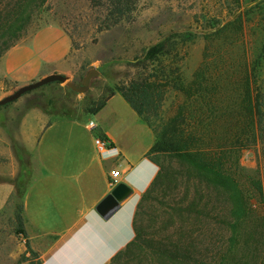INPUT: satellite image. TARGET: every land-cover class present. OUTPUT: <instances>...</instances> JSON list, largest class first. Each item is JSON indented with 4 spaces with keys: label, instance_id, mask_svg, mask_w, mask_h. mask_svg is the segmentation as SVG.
<instances>
[{
    "label": "rangeland",
    "instance_id": "obj_1",
    "mask_svg": "<svg viewBox=\"0 0 264 264\" xmlns=\"http://www.w3.org/2000/svg\"><path fill=\"white\" fill-rule=\"evenodd\" d=\"M16 1L0 0V34L14 19L9 10ZM28 9L16 43L43 24L61 26L71 39L70 72L62 74L67 77L63 82L51 81L0 105V163L8 171L10 160L5 149L7 153L11 149L20 168L16 190L0 218V264H14L26 252L19 237L21 198L34 161L24 150L18 129L30 108L43 110L50 120L89 116L99 100L134 76L163 75L167 85L154 91V102L145 110L149 124L157 131L185 101L173 82H190L208 45L209 71L216 87L207 89L210 102L191 107L189 102V109L198 108L196 114L204 120L189 119L188 126L204 129L206 141L211 135L221 136L224 129L218 116L226 113L221 103L234 114L241 112V82L248 71L252 86L254 79L259 85L264 113V0H42ZM235 21L241 23L238 31ZM160 40L165 41L163 53L138 67L132 64ZM92 68L96 73L85 90L70 86L81 87ZM159 161L166 181L155 186L136 215L143 249L120 264H207L222 257L228 260L222 264H264V195L260 197L246 181V175L256 174L264 184V116L256 142L240 154L241 182L255 216L239 226L235 242L225 222L229 211L225 194L201 183L174 156L163 155ZM150 243L170 244L175 256L151 255Z\"/></svg>",
    "mask_w": 264,
    "mask_h": 264
},
{
    "label": "crops",
    "instance_id": "obj_2",
    "mask_svg": "<svg viewBox=\"0 0 264 264\" xmlns=\"http://www.w3.org/2000/svg\"><path fill=\"white\" fill-rule=\"evenodd\" d=\"M70 50L69 35L54 23L39 26L10 46L0 55V99L47 74H69ZM89 120L95 128L87 126ZM18 134L34 161L21 198L19 234L26 238L25 256L34 252L40 264H110L134 238L137 204L158 173L157 163L146 156L156 138L154 129L117 91L97 113L84 117L50 120L43 110L30 108ZM95 135L115 147L113 157L98 154ZM8 152V171L0 163V218L20 174L12 150ZM114 169L119 172L115 182L110 174ZM119 182L131 192L103 217L95 208ZM14 264L31 263L22 259Z\"/></svg>",
    "mask_w": 264,
    "mask_h": 264
},
{
    "label": "trees",
    "instance_id": "obj_3",
    "mask_svg": "<svg viewBox=\"0 0 264 264\" xmlns=\"http://www.w3.org/2000/svg\"><path fill=\"white\" fill-rule=\"evenodd\" d=\"M38 1L42 0H21V2L19 0L13 3L9 12L15 16L6 30L0 34V45H2L0 47V55L16 43L19 36L17 31L22 29L24 22L29 16L28 6H36ZM236 23V30L238 31L241 29V23L239 21ZM221 30L223 31V29ZM216 32L217 30L213 34ZM164 47V40L156 42L147 49L142 58H136L132 64L138 67L140 63L163 53ZM208 48L209 46L206 45L203 60L194 71L192 79L187 85H183L177 82V80L173 82V87L183 93L185 97L184 104L178 107L176 113L164 122L159 130H154L156 138L146 156L157 163L159 167L158 173L137 204L133 218L134 238L112 257L110 264H120L131 256H137L143 249L141 228L136 215L142 202L149 196L155 186L161 185L166 181L167 174H163L165 170L159 161V157L163 155L174 156L181 163L186 164L187 168L193 173L192 175L201 183L225 194L226 201L229 203L228 216H226L225 222L232 230L231 239L234 242L237 239L236 235L239 226L255 216L251 212V203L246 198V188L241 182V178L244 176L240 174V171L243 170V167L240 165V154L252 142H256L259 125L264 116L259 85H256V80L254 79L253 83L255 84L252 86L249 71L243 78L241 82L242 93L238 103L241 109L239 114L228 111V106L223 102L221 103L226 108V113L218 116L219 124L224 129L221 136L214 137V135H211L209 141H206L204 139V135L206 134L204 129H197L195 125V128L189 127L187 123L189 119L203 122L204 119L196 114L198 108L197 110H193V108L189 109L188 104L192 102L191 107L193 103L210 102V98L206 99L207 89L212 85L216 87L209 71L211 57L208 56ZM166 85L167 80L163 79V75L160 77L153 74L134 76L129 83L117 86L99 100L90 110L91 113L89 115L97 113L107 99L116 91H119L142 119L149 124L145 110L154 102V91L160 86ZM253 90L256 91V95L253 94ZM149 126L151 125L149 124ZM202 143H204V146L201 145ZM246 181L251 189L255 190L260 197H263L264 184L259 176H256V174L246 175ZM21 232L22 228H20L19 233ZM147 248L153 256H164L165 258L175 256L172 249L173 246L171 247L170 244L158 245L150 243L147 244ZM34 255L35 253L31 251L30 257L25 256L23 260L29 259L31 264H40L38 259H33ZM226 259V257H222L215 262L207 264H222L224 260L228 262Z\"/></svg>",
    "mask_w": 264,
    "mask_h": 264
},
{
    "label": "water",
    "instance_id": "obj_4",
    "mask_svg": "<svg viewBox=\"0 0 264 264\" xmlns=\"http://www.w3.org/2000/svg\"><path fill=\"white\" fill-rule=\"evenodd\" d=\"M96 73V69H90L87 74L83 78V84L81 87H76L72 84L70 86L77 91H83L86 89L90 78ZM66 76L60 73H50L38 80L32 81L25 85L18 87L12 93L6 95L5 97L0 99V105L11 102L21 96L22 94L33 90L37 87H40L44 84H47L51 81H59L63 82L66 80ZM131 192V189L128 185L123 182L117 183L111 191L97 204L96 211L103 217H109L118 207L120 202L125 199Z\"/></svg>",
    "mask_w": 264,
    "mask_h": 264
},
{
    "label": "built area",
    "instance_id": "obj_5",
    "mask_svg": "<svg viewBox=\"0 0 264 264\" xmlns=\"http://www.w3.org/2000/svg\"><path fill=\"white\" fill-rule=\"evenodd\" d=\"M87 126L91 129L95 128L96 127V123L94 120H89L87 122ZM94 144H95V147H96V150L98 152V154L103 157V158H109V157H113L116 153V149L114 146H112L109 141L104 137V136H101V135H95L94 136ZM111 174V177L113 179V181L115 182V178L118 176L119 172L118 170L114 169V170H111L110 172ZM19 237H20V241L23 243V244H26V238L24 235L22 234H19Z\"/></svg>",
    "mask_w": 264,
    "mask_h": 264
}]
</instances>
